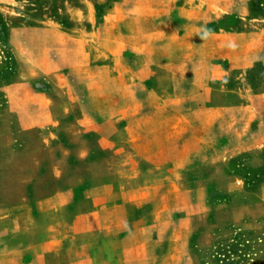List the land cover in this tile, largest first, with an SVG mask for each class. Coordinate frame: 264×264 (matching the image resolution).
I'll return each mask as SVG.
<instances>
[{"label":"rangeland","instance_id":"1","mask_svg":"<svg viewBox=\"0 0 264 264\" xmlns=\"http://www.w3.org/2000/svg\"><path fill=\"white\" fill-rule=\"evenodd\" d=\"M0 34V264L147 180L140 264H264V0H0Z\"/></svg>","mask_w":264,"mask_h":264},{"label":"crops","instance_id":"2","mask_svg":"<svg viewBox=\"0 0 264 264\" xmlns=\"http://www.w3.org/2000/svg\"><path fill=\"white\" fill-rule=\"evenodd\" d=\"M182 150L180 161L187 153ZM142 161L136 166H144L149 173L153 160ZM128 188L132 190L113 186L108 191L111 198L86 197L67 215V232L46 239L36 235L35 244L20 248L19 264H140L145 251L132 241L135 218L131 208L151 200L155 183L138 181Z\"/></svg>","mask_w":264,"mask_h":264},{"label":"trees","instance_id":"3","mask_svg":"<svg viewBox=\"0 0 264 264\" xmlns=\"http://www.w3.org/2000/svg\"><path fill=\"white\" fill-rule=\"evenodd\" d=\"M0 38L3 39V36L1 34H0ZM219 254H222V253H217V256L215 258V264H230L229 262H227V260L225 258H223V257L221 258L220 256H218ZM226 258L229 259V257H226Z\"/></svg>","mask_w":264,"mask_h":264}]
</instances>
